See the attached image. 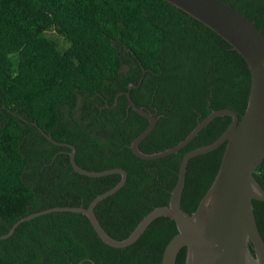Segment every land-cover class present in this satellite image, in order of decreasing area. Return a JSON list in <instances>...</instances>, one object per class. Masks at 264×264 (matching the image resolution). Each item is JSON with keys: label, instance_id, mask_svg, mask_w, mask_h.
Here are the masks:
<instances>
[{"label": "trees", "instance_id": "1", "mask_svg": "<svg viewBox=\"0 0 264 264\" xmlns=\"http://www.w3.org/2000/svg\"><path fill=\"white\" fill-rule=\"evenodd\" d=\"M222 1L264 34V0ZM142 78L131 96L158 118L140 144L145 153L175 146L213 110L228 108L241 119L252 81L229 42L166 0H0V235L35 212L88 207L122 178L76 172L72 149L44 132L74 145L83 169L128 173L125 185L95 208L112 237L127 238L146 214L169 204L184 155L215 141L232 117L215 118L176 153L140 158L131 146L150 121L129 107L127 92ZM226 144L190 159L186 212L212 185ZM254 176L264 188V161ZM254 209L264 238V202L254 200ZM177 233L175 221L162 216L134 244L115 248L86 215L52 212L0 239V264H162ZM186 258L183 248L176 264Z\"/></svg>", "mask_w": 264, "mask_h": 264}, {"label": "water", "instance_id": "2", "mask_svg": "<svg viewBox=\"0 0 264 264\" xmlns=\"http://www.w3.org/2000/svg\"><path fill=\"white\" fill-rule=\"evenodd\" d=\"M166 1L211 28L246 60L252 81L247 108L242 118L228 108L213 110L175 146L160 152L145 153L140 149V144L155 129L158 118L150 110L138 106L131 96V90L141 85L142 78L138 85L131 84L127 92L129 107L150 121L149 127L131 146L140 158L158 159L176 153L192 142L215 118L225 115L232 117L228 128L215 141L184 155L169 204L156 207L146 214L127 238L119 240L112 237L99 221L95 208L125 185L128 173L123 168L102 171L83 169L76 162L77 149L74 145L58 142L44 132L54 144L72 149L71 163L76 172L92 177L120 174L122 178L116 186L97 195L88 207L56 206L32 213L15 222L7 234L0 235V239L10 237L21 223L37 216L52 212H75L86 215L108 245L124 248L134 244L154 220L165 216L175 221L178 233L167 244L162 264H176L183 248H187L186 264H264V238L254 209V200L264 202V188L254 176L256 169L264 161V34L251 19L222 0ZM225 142L226 149L216 178L197 209L191 214L186 212L181 202L190 159L209 153ZM87 260L97 264L92 259L82 260L79 264Z\"/></svg>", "mask_w": 264, "mask_h": 264}, {"label": "rangeland", "instance_id": "3", "mask_svg": "<svg viewBox=\"0 0 264 264\" xmlns=\"http://www.w3.org/2000/svg\"><path fill=\"white\" fill-rule=\"evenodd\" d=\"M52 35H55V36H57V35H58V33H55V32H53V33H52ZM58 36H59V35H58ZM60 42H61V43H63V44H65V42H64V41H62V40H61Z\"/></svg>", "mask_w": 264, "mask_h": 264}]
</instances>
